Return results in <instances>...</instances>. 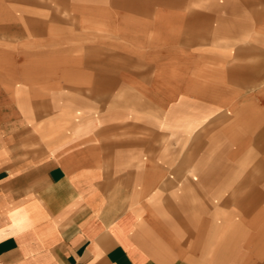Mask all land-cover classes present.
Segmentation results:
<instances>
[{"label": "crops", "instance_id": "0c3cea01", "mask_svg": "<svg viewBox=\"0 0 264 264\" xmlns=\"http://www.w3.org/2000/svg\"><path fill=\"white\" fill-rule=\"evenodd\" d=\"M246 1L214 9L225 15L216 61L232 62L209 76L216 86L197 82L200 68L194 86L166 73L155 125L147 102L105 101L110 84L135 95L146 76L107 72L94 54L97 69L74 68L58 56V32L67 53L75 27L57 6L0 0V264H264V59L247 41L251 14L264 29V8ZM118 3L123 21L153 10V0ZM204 21L189 15L185 39L201 37Z\"/></svg>", "mask_w": 264, "mask_h": 264}, {"label": "rangeland", "instance_id": "374dc122", "mask_svg": "<svg viewBox=\"0 0 264 264\" xmlns=\"http://www.w3.org/2000/svg\"><path fill=\"white\" fill-rule=\"evenodd\" d=\"M38 1H40L43 10H48L51 6H57L58 18L62 22L68 20L75 27V40L71 43V51L69 50L67 53L61 52L67 43L62 33L58 32L59 58L61 56L71 57L69 61L71 60L73 67L76 69L94 70L97 69L95 68L97 63L94 64L88 59V56H90L92 60L94 54L95 56H100V59L105 58L104 66L107 72L131 70L138 72L139 76L147 77L146 79L140 78L136 80L138 82L136 85L137 89L130 91L131 94L135 93V95H127V91L115 90L119 87L110 84L109 88L106 89L105 101L106 103L114 102L116 105H137V107H139L140 103L147 102L152 107L155 125H157L158 121L160 122L161 118L162 99H164L162 78L166 73H170L171 76L176 78L178 73L184 72L187 74L185 84L194 86V78H189V76H193V71L200 68V71L203 72L200 73L201 76L197 82L202 87L216 86L214 82L216 79L213 81L209 76H213L212 72L214 70L219 68L223 70L232 62L216 61L218 58L216 56V48H219L216 39V18L224 17L225 15L217 16L216 13L213 14L215 12L214 9L237 7L241 6V4L245 6L247 3L246 0H153V10H149L147 16L144 9L135 15L126 14L125 21H123L120 17L123 14L119 12L125 10L122 8L123 6L119 5L118 2L120 0H70L72 10L69 12L66 10V0ZM248 5L251 10L253 8H264V0H249ZM163 8H169L172 11L174 9L175 11L180 10L184 15L182 18H175L172 17V14H174L172 13L168 17L162 15L158 19V11L163 10ZM48 11L46 13L47 16ZM194 14L202 16L205 20V31L203 34L201 33V37H197L195 40L185 39V31L188 27L187 18L189 15L192 16ZM115 16L120 17L126 25L124 29L120 28L121 30L117 32L111 24V20ZM250 17V39L247 41L249 46L255 49L254 54L258 53L257 56L264 59V29H257V25L253 21L254 15L251 14ZM80 27L85 28V35L79 34L83 33L80 32ZM130 32L135 34L133 38L129 36ZM151 33L154 36L153 40H149L146 37V35ZM77 34H79V38L86 36L88 42L93 46L80 45V42L76 39V37L78 38ZM196 50L201 51L200 53L205 58L202 67H199L197 63L196 67V64L192 62V60L197 58V55H200ZM238 63L242 64V62L233 61V64ZM111 80L107 79V81ZM159 81L161 82L160 85ZM145 87L147 90L144 91V95H140L143 92L141 88ZM210 96L212 95H201V102L207 105V100H209ZM213 96H217L221 100H225L227 97L226 95ZM94 97H97V95H94ZM143 98L145 99L144 101H142ZM170 98L171 102L176 101V94L171 95ZM185 143L184 148L187 149L190 144L189 142Z\"/></svg>", "mask_w": 264, "mask_h": 264}]
</instances>
